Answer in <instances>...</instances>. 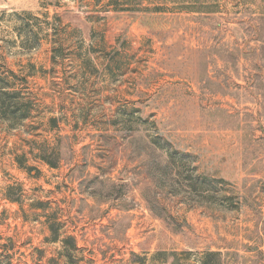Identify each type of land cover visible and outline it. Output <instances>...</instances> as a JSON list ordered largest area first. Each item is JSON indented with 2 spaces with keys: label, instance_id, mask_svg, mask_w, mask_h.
Returning a JSON list of instances; mask_svg holds the SVG:
<instances>
[{
  "label": "rangeland",
  "instance_id": "374dc122",
  "mask_svg": "<svg viewBox=\"0 0 264 264\" xmlns=\"http://www.w3.org/2000/svg\"><path fill=\"white\" fill-rule=\"evenodd\" d=\"M136 1L0 0V264H195L205 251L264 264V0ZM14 84L34 110L12 124L39 127L57 168L28 155L41 171L28 176L7 153L24 144L3 116ZM15 181L29 220L2 197ZM36 199L82 251L66 261L44 241Z\"/></svg>",
  "mask_w": 264,
  "mask_h": 264
},
{
  "label": "trees",
  "instance_id": "16d2710c",
  "mask_svg": "<svg viewBox=\"0 0 264 264\" xmlns=\"http://www.w3.org/2000/svg\"><path fill=\"white\" fill-rule=\"evenodd\" d=\"M85 1V0H80ZM94 5L100 6L104 11H131V10H140L139 9V2L136 0H92ZM78 42L77 45V56L80 60L90 61L91 58L88 55L90 51L88 49H83L82 44L84 41L82 39L76 38ZM82 50V52H81ZM52 54L50 56V60L53 64L57 63V58H61V54L65 51L63 47V43H60L58 47L51 49ZM113 52V53H112ZM110 56L116 57L120 54L119 50L112 51ZM65 53V52H64ZM66 55V54H65ZM13 75V73L11 72ZM16 75H14L15 77ZM21 80H24L22 78ZM11 90L10 92L6 93L9 100L11 102L7 105L6 111L3 113V116H7L6 119L8 121H16V124L23 126L20 122L24 121L25 119L32 118L33 112V105L30 99L25 100V93L21 90V88H17L14 85H8ZM24 101V102H23ZM1 107V106H0ZM1 110V109H0ZM4 110V109H2ZM56 117H49L48 118V130L58 129ZM17 125H13L12 122L7 126V132H12ZM20 129V130H19ZM39 127L34 125H29L26 129L20 127L15 129L14 131H19V138L20 140L26 144L27 150H24V144L14 145L7 149V153L12 155L11 160L14 162L16 167L24 171L28 176H31L32 171L39 174L41 171L38 167L31 165L28 163V155H30L35 161H39L50 168H57L60 157L59 151L56 148V145L51 144L48 140L43 139L41 142L37 141V137L41 135L40 131L38 130ZM27 133L31 135L27 139L22 137V133ZM14 133V132H13ZM20 150V153H16ZM2 197L5 201L16 203L18 206L19 211L21 212L23 220H29V214L26 213L24 209V190L22 187V183L15 181L13 183L6 184L3 189L1 190ZM48 200H40L36 199L31 201L29 204L31 212V220H39V218L43 217L42 223L46 226L48 231V235L44 237V241L48 243H59L61 249L59 250V254L65 258V260H69L68 258H72L75 256L76 253L82 251V248L78 246L76 237L73 234H66L65 231V224L64 220H61L60 217L57 215L56 212H49L48 208ZM131 254L135 257H138L136 253L131 252ZM54 258H49L48 263H53ZM128 264H135V262L129 261ZM195 264H221L219 259V252L218 251H205L200 254L199 261Z\"/></svg>",
  "mask_w": 264,
  "mask_h": 264
}]
</instances>
